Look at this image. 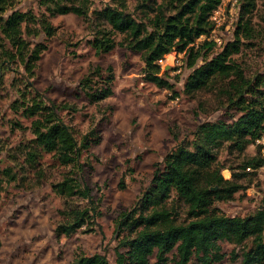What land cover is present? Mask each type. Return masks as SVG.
Returning a JSON list of instances; mask_svg holds the SVG:
<instances>
[{
  "label": "trees",
  "instance_id": "16d2710c",
  "mask_svg": "<svg viewBox=\"0 0 264 264\" xmlns=\"http://www.w3.org/2000/svg\"><path fill=\"white\" fill-rule=\"evenodd\" d=\"M21 1L0 0V65L20 64L26 72L25 89L13 109L30 122L25 128L16 123L31 134L21 148L27 167L39 169L47 153L61 166L70 168L54 185L57 194L70 200L62 211L64 222L56 228L57 235L72 236L94 223L97 210L90 189L83 185L81 160L85 152L100 144L101 137L94 128L79 140L62 116L71 108L46 101L35 90L30 80L48 46L33 45L26 36L44 34L52 38L56 30L51 19L75 14L93 21L96 32L91 45L98 55L111 53L117 46L139 53L147 80L176 95L169 71L163 72L159 61L173 52L184 54L192 69L185 82V94L194 98L219 89L225 103L239 113L231 122L203 123L193 140L180 142L165 157L136 206L118 219L121 243L116 250V264H191L193 260L216 264L225 257L222 242L235 247L234 264H264V203L255 212L236 218L216 206L247 189L242 180L250 176L248 168L259 169L264 158L246 157L238 168H229L231 179L224 178L220 166L211 168L208 164L222 149L244 154L249 145L264 136V76H249L236 57L244 45L250 44L248 41L256 38V0H240L234 38L220 51H215L218 43L212 37L216 31L212 15L223 0H137L134 13L127 12V0H111L93 14V0H40L45 7L41 15L10 12ZM116 36L122 37L119 42ZM98 83L104 87L90 94L92 103L114 95L112 71ZM3 173L9 181L16 179L12 170ZM72 264L110 262L103 254H81Z\"/></svg>",
  "mask_w": 264,
  "mask_h": 264
},
{
  "label": "rangeland",
  "instance_id": "374dc122",
  "mask_svg": "<svg viewBox=\"0 0 264 264\" xmlns=\"http://www.w3.org/2000/svg\"><path fill=\"white\" fill-rule=\"evenodd\" d=\"M39 1L23 0L10 12L41 15L45 7ZM109 3L111 0H93L90 14ZM256 3V38L236 56L251 77L264 76V0ZM127 5V12L134 13L137 0H127ZM221 8L224 24L212 37L222 44L215 51L234 38L240 0H223ZM51 22L56 30L52 38L44 34L26 36L33 45L48 46L30 81L46 101L71 108L62 116L79 140L94 128L99 132L100 144L85 152L81 160L83 185L90 189L96 218L72 236L57 235L56 228L64 222L62 211L70 200L57 194L54 185L70 168L61 166L47 153L39 169L27 167L21 148L31 134L16 123L25 128L30 122L13 109L25 89L26 72L20 64L0 65V264H72L81 254H103L110 264H116V250L121 243L118 219L136 206L165 157L180 142L193 140L203 123L231 122L239 113L225 103L219 89L194 98L185 94V82L192 69L184 54L173 52L160 64L163 72L169 71L175 95L147 80L139 53L117 46L111 53L98 55L91 45L96 32L92 20L67 14L53 17ZM121 38L116 36L117 42ZM111 71L114 95L92 103L90 94L104 87L98 82ZM255 156L264 158L259 143L249 145L244 154L222 149L208 164L211 168L220 166L224 178L231 179L229 168H238L246 157ZM6 169L12 170L15 180L9 181L4 175ZM250 171L248 179L242 180L247 189L236 193L232 200L216 203L227 216H247L264 203V164ZM71 203L74 205V201ZM221 246L225 257L216 264H234L235 247L227 242ZM191 264L201 263L193 260Z\"/></svg>",
  "mask_w": 264,
  "mask_h": 264
},
{
  "label": "built area",
  "instance_id": "2783aa9c",
  "mask_svg": "<svg viewBox=\"0 0 264 264\" xmlns=\"http://www.w3.org/2000/svg\"><path fill=\"white\" fill-rule=\"evenodd\" d=\"M223 16L222 15V8L219 7L212 15V20L216 23V29L217 27L221 26L224 24V21H222L223 19ZM216 33V31L214 32V34ZM215 40L217 37H213ZM217 43H219L218 45L220 46L222 43L221 41H216ZM159 63L162 65L164 63V59H161L159 61ZM257 143L261 144L262 145V151H263V154H264V136H262L260 139L257 140ZM251 168H248V171H250Z\"/></svg>",
  "mask_w": 264,
  "mask_h": 264
},
{
  "label": "water",
  "instance_id": "95a60500",
  "mask_svg": "<svg viewBox=\"0 0 264 264\" xmlns=\"http://www.w3.org/2000/svg\"><path fill=\"white\" fill-rule=\"evenodd\" d=\"M213 189H218V188H213Z\"/></svg>",
  "mask_w": 264,
  "mask_h": 264
}]
</instances>
